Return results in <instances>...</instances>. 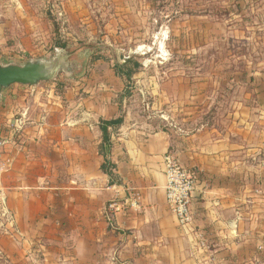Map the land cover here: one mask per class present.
Here are the masks:
<instances>
[{
  "label": "crops",
  "instance_id": "1",
  "mask_svg": "<svg viewBox=\"0 0 264 264\" xmlns=\"http://www.w3.org/2000/svg\"><path fill=\"white\" fill-rule=\"evenodd\" d=\"M126 61L117 65L129 80L100 68L107 80L94 90L75 81L62 94L57 84L1 93L0 264H36L41 251L44 264H264V92L215 115V100L194 86L168 100L165 124L153 130L122 116V77L137 69ZM102 123L112 124L111 179ZM166 155L196 176L186 228L166 203ZM129 191L139 195L135 210H106Z\"/></svg>",
  "mask_w": 264,
  "mask_h": 264
},
{
  "label": "rangeland",
  "instance_id": "2",
  "mask_svg": "<svg viewBox=\"0 0 264 264\" xmlns=\"http://www.w3.org/2000/svg\"><path fill=\"white\" fill-rule=\"evenodd\" d=\"M125 59L137 66L121 81L131 123L161 129L168 100L197 85L215 100L209 114L223 115L264 92V0H0V64L63 61L69 73L39 83L58 94L75 81L94 90L107 80L99 69Z\"/></svg>",
  "mask_w": 264,
  "mask_h": 264
},
{
  "label": "built area",
  "instance_id": "3",
  "mask_svg": "<svg viewBox=\"0 0 264 264\" xmlns=\"http://www.w3.org/2000/svg\"><path fill=\"white\" fill-rule=\"evenodd\" d=\"M7 144V139L0 134V169L3 149ZM164 176L166 179V203L170 213L175 218L177 225L180 228L189 227L193 222L191 213V202L194 191L196 189V176L193 173L185 170L179 162L171 155H166L163 159ZM3 199L0 192V216H6L2 211ZM139 204V195L135 192H128L126 200L122 203L111 201L106 206V210L116 214L128 210H135ZM8 224L12 223L11 218L8 217ZM200 243L203 245L201 238Z\"/></svg>",
  "mask_w": 264,
  "mask_h": 264
},
{
  "label": "water",
  "instance_id": "4",
  "mask_svg": "<svg viewBox=\"0 0 264 264\" xmlns=\"http://www.w3.org/2000/svg\"><path fill=\"white\" fill-rule=\"evenodd\" d=\"M60 72L69 73L66 63L61 60H31L23 65L0 64V98L1 93L13 85L32 87L39 83L53 82Z\"/></svg>",
  "mask_w": 264,
  "mask_h": 264
},
{
  "label": "trees",
  "instance_id": "5",
  "mask_svg": "<svg viewBox=\"0 0 264 264\" xmlns=\"http://www.w3.org/2000/svg\"><path fill=\"white\" fill-rule=\"evenodd\" d=\"M63 47V46H62ZM128 63H131L130 60H127L125 62V64H128ZM134 67H137L136 64H134ZM116 70H118V72L126 77L127 80L130 79V74L128 72H124L122 70V67L121 66H115ZM109 126H112L111 123H102L101 124V132H102V146L100 148V152L104 155V158H105V163L104 165L102 166V171L108 176L110 177V179L112 178V170H113V166L110 164L109 162V159H108V151L109 149L111 148V144H110V141H109V136H108V131H107V128ZM110 183H113V181H111Z\"/></svg>",
  "mask_w": 264,
  "mask_h": 264
}]
</instances>
